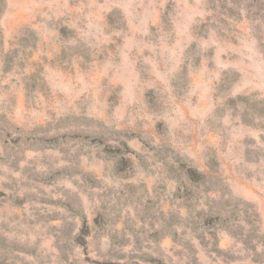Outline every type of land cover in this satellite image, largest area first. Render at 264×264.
Instances as JSON below:
<instances>
[{
    "label": "rangeland",
    "instance_id": "374dc122",
    "mask_svg": "<svg viewBox=\"0 0 264 264\" xmlns=\"http://www.w3.org/2000/svg\"><path fill=\"white\" fill-rule=\"evenodd\" d=\"M0 264H264V0H0Z\"/></svg>",
    "mask_w": 264,
    "mask_h": 264
}]
</instances>
